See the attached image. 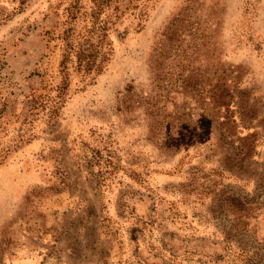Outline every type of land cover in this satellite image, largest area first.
Returning a JSON list of instances; mask_svg holds the SVG:
<instances>
[{
	"label": "rangeland",
	"instance_id": "374dc122",
	"mask_svg": "<svg viewBox=\"0 0 264 264\" xmlns=\"http://www.w3.org/2000/svg\"><path fill=\"white\" fill-rule=\"evenodd\" d=\"M101 4L64 90L95 0H0V264H264V0Z\"/></svg>",
	"mask_w": 264,
	"mask_h": 264
},
{
	"label": "trees",
	"instance_id": "16d2710c",
	"mask_svg": "<svg viewBox=\"0 0 264 264\" xmlns=\"http://www.w3.org/2000/svg\"><path fill=\"white\" fill-rule=\"evenodd\" d=\"M103 0H95L97 9L92 14L94 20L90 26H87L82 34H71L67 43L68 52L62 63V72L64 76L63 84L60 88L66 90L69 86L68 62L70 57H76V65L80 72L86 74H100L105 64L112 55L113 48L108 39V26L105 22H100L99 16L102 14ZM106 1V0H104ZM80 37V38H79ZM79 38L78 40H76Z\"/></svg>",
	"mask_w": 264,
	"mask_h": 264
}]
</instances>
